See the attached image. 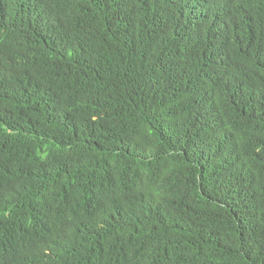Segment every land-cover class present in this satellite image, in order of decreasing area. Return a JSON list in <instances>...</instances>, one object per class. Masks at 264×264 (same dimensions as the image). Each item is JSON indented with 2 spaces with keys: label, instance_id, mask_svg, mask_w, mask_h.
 Wrapping results in <instances>:
<instances>
[{
  "label": "trees",
  "instance_id": "1",
  "mask_svg": "<svg viewBox=\"0 0 264 264\" xmlns=\"http://www.w3.org/2000/svg\"><path fill=\"white\" fill-rule=\"evenodd\" d=\"M0 250L264 264V0H0Z\"/></svg>",
  "mask_w": 264,
  "mask_h": 264
},
{
  "label": "clouds",
  "instance_id": "2",
  "mask_svg": "<svg viewBox=\"0 0 264 264\" xmlns=\"http://www.w3.org/2000/svg\"><path fill=\"white\" fill-rule=\"evenodd\" d=\"M29 8L31 17L33 18L34 14L37 12V10L40 9L39 6L34 5V6H27ZM133 155L132 152H129V150L125 149V152L123 154V157L126 159L131 158ZM129 157V158H128ZM118 161V160H116ZM147 166V161L144 159H139V160H132V163L130 165V171H131V178L134 179V186H140L142 185L143 181L150 175L149 170L146 169ZM146 169V170H145ZM13 235L17 237V233L15 230L12 231ZM54 247L52 246L51 242L48 241L46 242L45 249L47 252L53 251ZM2 251L0 250V259H1ZM38 264H48L46 262H40ZM60 264H75L74 261L71 259H67L62 261Z\"/></svg>",
  "mask_w": 264,
  "mask_h": 264
}]
</instances>
